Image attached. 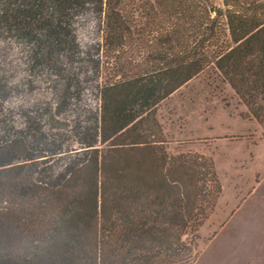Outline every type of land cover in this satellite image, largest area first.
I'll return each instance as SVG.
<instances>
[{
	"label": "trees",
	"instance_id": "obj_1",
	"mask_svg": "<svg viewBox=\"0 0 264 264\" xmlns=\"http://www.w3.org/2000/svg\"><path fill=\"white\" fill-rule=\"evenodd\" d=\"M205 70L264 120V0H0V264H192L221 185L155 114Z\"/></svg>",
	"mask_w": 264,
	"mask_h": 264
},
{
	"label": "rangeland",
	"instance_id": "obj_2",
	"mask_svg": "<svg viewBox=\"0 0 264 264\" xmlns=\"http://www.w3.org/2000/svg\"><path fill=\"white\" fill-rule=\"evenodd\" d=\"M244 113L233 91L209 70L157 106L165 150L209 157L221 185L198 229L192 264H259L264 255V120Z\"/></svg>",
	"mask_w": 264,
	"mask_h": 264
},
{
	"label": "crops",
	"instance_id": "obj_3",
	"mask_svg": "<svg viewBox=\"0 0 264 264\" xmlns=\"http://www.w3.org/2000/svg\"><path fill=\"white\" fill-rule=\"evenodd\" d=\"M257 263H259V264H264V255L261 256L260 262L257 261Z\"/></svg>",
	"mask_w": 264,
	"mask_h": 264
},
{
	"label": "water",
	"instance_id": "obj_4",
	"mask_svg": "<svg viewBox=\"0 0 264 264\" xmlns=\"http://www.w3.org/2000/svg\"><path fill=\"white\" fill-rule=\"evenodd\" d=\"M211 10V9H210Z\"/></svg>",
	"mask_w": 264,
	"mask_h": 264
}]
</instances>
